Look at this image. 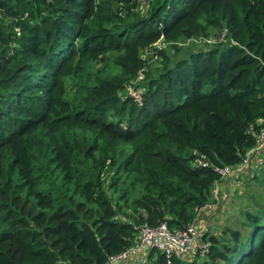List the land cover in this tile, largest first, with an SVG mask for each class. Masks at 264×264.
<instances>
[{
    "label": "trees",
    "instance_id": "trees-1",
    "mask_svg": "<svg viewBox=\"0 0 264 264\" xmlns=\"http://www.w3.org/2000/svg\"><path fill=\"white\" fill-rule=\"evenodd\" d=\"M138 2L0 0V264H107L144 224L182 231L255 148L264 0ZM242 215L205 257L147 264H264V202Z\"/></svg>",
    "mask_w": 264,
    "mask_h": 264
},
{
    "label": "built area",
    "instance_id": "built-area-1",
    "mask_svg": "<svg viewBox=\"0 0 264 264\" xmlns=\"http://www.w3.org/2000/svg\"><path fill=\"white\" fill-rule=\"evenodd\" d=\"M152 1L153 0H139L142 7H144V9L146 10L149 9V5ZM198 41L205 44L206 42L208 44H212L211 41H206V39L192 40L189 42L196 43ZM227 41L229 40L226 37L225 31L221 38H218L217 42L226 43ZM167 46V44L158 43L156 45V48L166 49ZM128 93H130L136 99L137 102H141L140 91L131 88L128 90ZM250 133L256 139V146L251 151V154H262V156H264V129L259 134H256L254 131H251ZM246 162L247 160L242 166H244ZM209 165L210 164L206 160V157L200 155V157L197 158V160L193 164V167L206 168ZM242 166L237 169L217 166L214 167V170L220 176L221 179H224L239 173V170L242 168ZM204 209H206V207ZM201 236L202 235L200 234L196 226V222H194L182 231L170 230L166 223L161 224L157 227H152L148 224H144L140 227L139 238L135 242V244L125 252L117 256L111 257L107 264H125L130 259L138 258L140 259L138 264H147L149 253L153 250H156L166 255L168 259L173 256L192 258L199 253H201L202 257H205L207 252L209 251L210 243L200 242Z\"/></svg>",
    "mask_w": 264,
    "mask_h": 264
},
{
    "label": "rangeland",
    "instance_id": "rangeland-1",
    "mask_svg": "<svg viewBox=\"0 0 264 264\" xmlns=\"http://www.w3.org/2000/svg\"><path fill=\"white\" fill-rule=\"evenodd\" d=\"M138 3H140V2H138ZM139 5H141V3ZM139 5H138V9H139ZM150 5H151V3H150ZM140 9H141V11H146V9H144V7H140ZM220 35H223V33L220 34ZM218 38H221V36L220 37H214V38L210 39L211 43H213V44H207V42H206V45H208V46L204 45L205 43H201L199 41L196 42V43H192V42L180 43L177 46L178 48L183 49L181 51L182 53H180V57H184V56L187 57L189 55L188 52H191L193 50H203V49L207 50V49L211 48L209 46H213L218 41ZM168 48H169V46L167 47V49ZM159 50H161V49H159ZM172 53H173V51H172ZM144 56L147 57L148 55L145 54ZM150 56H153V55L150 54ZM152 60L155 61L156 59L154 58ZM155 63H157V62H155ZM253 155H257V156H261L262 157V154H253ZM244 167L245 166H243L239 170V173H241L243 171ZM235 177H236V175L234 174L232 176H229V177L223 179L222 182L228 180L229 184H231L230 187H229V188H231L230 192H228L226 195L223 194L221 196L220 192L218 190H216L215 191V195L217 196V199L219 201L215 202V204H213V205H210L211 207L208 208L209 210H214L213 212L217 216H219V220H220V218H221L220 215L225 214V209L227 210L229 207H232V208L238 207V206L240 207V210L238 212L239 220L238 221L234 220L232 222V224H231L232 227H230L228 222L226 224H224L222 221L218 222L219 226H220V228L218 230L219 234L217 235L218 237H221L223 235L224 230H226L227 228H241V226H242L241 222H242V220L244 218L243 215L240 214V211H241L242 207H244L243 210H242V211H244L247 206H249V205H251L252 203L255 202V199H257L258 202H264V186L262 188H258L259 191H257L258 189L253 188L251 186H248V185H252L253 181H247V182H244V184H243V183H241V180L238 179V180H236V181L234 180V182L230 183V180L234 179ZM245 185H247V186H245ZM254 191H257L256 192L257 193V198H255V194L252 195V193H251V192H254ZM244 198L246 199L247 203L243 201ZM240 202H242L241 205H239ZM245 205H246V207H245ZM217 216H215V217H217Z\"/></svg>",
    "mask_w": 264,
    "mask_h": 264
},
{
    "label": "crops",
    "instance_id": "crops-1",
    "mask_svg": "<svg viewBox=\"0 0 264 264\" xmlns=\"http://www.w3.org/2000/svg\"><path fill=\"white\" fill-rule=\"evenodd\" d=\"M246 160H247V162L244 165L245 167H244L243 171L241 173L236 174V177L234 179L230 180V183L234 182V180L236 181L239 179V180H241V183H243V184H244V182H247V181H253L252 185H248V186H253L255 179L262 174V172L264 170V156L261 157V156H257V155H252L250 153ZM222 181H223V179H221L215 186L214 196H215L216 202L219 201L217 199V196L215 195L216 190H218L222 196L223 194L226 195L228 192H230V189H231V188H229L231 184H229L228 180L224 181L225 183ZM245 186H247V185H245ZM243 201L247 203L245 198ZM241 204H242V202H240L239 205H241ZM245 207H246V205H245ZM208 208L209 207L202 210L199 213L198 218L195 221L196 226H197L200 234L202 235L200 237V242H205L207 235L217 236L219 234L218 233V230L220 228L219 223H218L219 221H222L224 224H226L228 222L230 227H232L231 226L232 222L234 220H237V221L239 220V215H238V212L240 210L239 206L234 207V208L229 207L227 210L225 209V214L220 215L221 216L220 220H219V216H217L213 212L214 210H209ZM243 208L244 207H242L240 214H242ZM215 216H217V217H215ZM139 261H140L139 258L138 259H130L125 264H138Z\"/></svg>",
    "mask_w": 264,
    "mask_h": 264
}]
</instances>
